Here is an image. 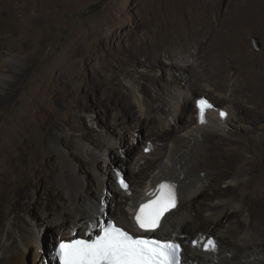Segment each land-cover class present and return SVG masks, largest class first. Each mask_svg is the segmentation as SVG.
Instances as JSON below:
<instances>
[{
	"label": "bare ground",
	"instance_id": "bare-ground-1",
	"mask_svg": "<svg viewBox=\"0 0 264 264\" xmlns=\"http://www.w3.org/2000/svg\"><path fill=\"white\" fill-rule=\"evenodd\" d=\"M23 1L5 0L13 11H28L29 1ZM122 2L133 15H157L156 23L134 30L124 13L111 10L87 31L73 32L61 57L44 58L17 104L15 90L30 76L28 68L17 59L0 67V110L16 104L18 113L0 127V141L16 142L17 128L51 188L39 196L24 189L10 173L9 161L2 157L8 148L0 142V264H29L32 250V264H58L53 243L78 233L86 237L110 219L135 235L188 239L183 241L181 264H264V159L248 158L246 164L237 145L245 140L255 154L264 145V133H258L264 130V50L258 55L247 52L248 34L258 33L264 40V0ZM0 12V24L6 23ZM4 33L1 46L8 53L19 52L22 32L18 36L14 27H7ZM109 46L118 50L115 56L106 52ZM130 57L137 60V72L128 68ZM173 69L182 77L169 73ZM153 71L170 82L164 90L146 81ZM204 82L216 91L230 89L234 99L248 103V109L239 116L235 106L224 101L226 96L218 95L230 112L214 103L207 122L201 123L196 102L202 97L195 95L192 104L191 96L196 94L192 86ZM70 106H76L84 126L93 129L87 136L77 137L79 125L66 119ZM221 110L227 113L225 118ZM46 111L54 120L44 132L36 121L45 126ZM192 112L194 122L186 120ZM101 116L103 122L98 121ZM96 124L106 134L96 133ZM249 124L246 133L242 127ZM174 130L176 134L168 135ZM236 134L241 136L234 138ZM122 148L125 152L120 153ZM75 154L89 171L81 172ZM112 155L130 166L133 181L128 190L118 182L122 171L114 167ZM161 184L177 187L176 206L154 232L141 233L133 217L140 205L159 197ZM254 189L258 191L253 202ZM41 198L53 202L52 212L42 214L47 227L57 231V242L54 235L50 242L43 238L36 229L38 217L29 214ZM202 199L207 200L204 206ZM101 205L102 213L97 211ZM210 234L217 245L214 251L190 245Z\"/></svg>",
	"mask_w": 264,
	"mask_h": 264
},
{
	"label": "rangeland",
	"instance_id": "rangeland-1",
	"mask_svg": "<svg viewBox=\"0 0 264 264\" xmlns=\"http://www.w3.org/2000/svg\"><path fill=\"white\" fill-rule=\"evenodd\" d=\"M24 1L22 2V4H24L26 1H29L30 3L29 10L28 11L25 9L15 10L16 11L15 13V11H13V8L8 7L6 5L5 0H0V11L4 12L3 17H5L6 19V23L0 24V67L1 66L6 67V65H8L12 60L17 59L21 61L23 68L25 69L28 68V72H29L28 76L30 75L29 77L26 78L27 80L22 84L20 83L15 90L14 96H15L16 104L19 103L25 91L28 89L29 86H31L33 80H35L36 75H38V70L41 64L43 63L44 58L48 56L49 57L52 56L53 59L57 57H61L65 52V50L69 48L70 37L73 32L78 31L80 29L87 31L90 25H92L95 21L101 19L103 16H106L111 10L116 15H120L124 13V15L129 19V23H128L129 26L134 30L140 28L145 29L149 26H152L157 21L156 19L157 15L155 14L153 18L151 16H148L149 18L148 17L143 18L141 15L142 13L140 14L135 13L133 15V13L129 11L128 5L123 3L122 0H26L25 2ZM6 10L9 11L10 16L8 15V12H6ZM0 14H2V12H0ZM134 18H138V20L141 21H136L134 20ZM7 27L8 28L14 27L15 35L19 36L20 31L22 32L20 34L22 35V39H19L20 45L17 44L20 50L17 53L15 52L8 53L6 49L3 46H1L2 42H5L4 31ZM85 41L90 42L91 38L86 36ZM263 50H264L263 38L258 33L248 34L247 52L252 55H258ZM117 51L118 50L115 49L114 47L111 46L106 47V52L109 53L111 56H115ZM103 55H105V53H103ZM128 64H129L128 68H130L132 71L137 72V69L140 70V68H138L137 60L135 58L130 57L128 59ZM173 72L174 74L176 73L178 77L180 78L182 77V75H180L179 70L173 69L169 71V73H173ZM152 73H153L152 75H148L150 80H146V81L153 88H156L157 90H164L166 88V85L168 83L170 84V82L167 80V77L165 76L163 77L162 76L163 74L161 75V72L153 71ZM192 90L196 91V94L194 92V95L191 96V100L192 98L194 100L195 95L196 97H205L212 103L217 104L219 109H227L229 112H230V106H228L229 104L226 103H230L233 104L235 108L239 111L240 113L239 116L241 115V113H245V111L249 107L248 103L238 99H234V97L231 95L230 89L222 92L216 91L214 90V87L212 85H208L207 83L204 82L200 86L196 85V88L195 86L194 87L192 86ZM218 95L226 96V99L224 100L226 101L225 104L220 102L221 99L217 98ZM193 100H192V104H193ZM60 101L63 102V99L60 98ZM16 104L11 105L3 110H0V127L3 124L7 122H11V120H15L17 118L18 113L16 111ZM195 116L196 114L192 112L190 116H186V120H190L192 118L193 120L192 122H194ZM44 118L46 119V120L44 119L45 126L40 124L39 121H36V125L39 129L46 132L48 128L51 126L54 120V116L51 115L48 111H46L44 113ZM98 118H100V120L98 119V121L103 122V116ZM66 119L73 124L79 125L78 126L79 129L76 130L75 132L77 137H79L80 135L87 136V133L93 131V129L89 128V126H84L85 124L81 119L80 111L76 106H70L67 109ZM41 122H43V120ZM236 124L239 123L236 122ZM249 126L252 125L250 124L248 126L244 125L242 127L243 131L246 133H250L248 130L245 129ZM16 129H15V132L17 134L16 142L8 141L6 143L4 140L0 141L2 142L1 144L4 145L3 147L7 146L8 148L6 149L7 154L2 152L3 154L2 157H4L6 160L9 161L10 173L13 175V177H16L17 180L23 184L24 189L29 188L33 195L39 196V194H41L42 191H46L47 188H50V185H48L47 183L46 174L41 170L40 164H36L35 166L32 149L28 145L27 141L24 139L25 137L20 136L19 132L16 131ZM65 129L69 131L70 127L66 125ZM94 131H96V133L103 132L104 134H106V132L104 130H101V127L97 124L94 127ZM172 133L176 134L175 130L169 132L168 135ZM258 133L259 134L264 133V130L260 129ZM257 134L254 133L253 135L256 136ZM240 136H241L240 134H236L234 138H239ZM246 142L247 141L245 140H241L237 144L241 148L244 158L243 161L245 163L247 162L248 158H252V157H256V158L258 157L264 159V145L258 148V151L255 154L251 150V148L249 149ZM158 143L159 142L156 143L152 142V145L154 146L162 145ZM74 146L75 145L72 146L71 152L75 153L76 148ZM46 147L48 150L50 149L49 146ZM145 147H149V145L146 144ZM121 152H125V149L122 148V151H120V153ZM117 153L119 152L115 151V154ZM73 157L75 158L77 165H79L80 167L82 166L80 169L81 172H85L84 168L88 169L87 163L77 154L73 155ZM112 161L114 163V167L119 168L120 171L125 170L128 173L130 178L129 182L130 184H132L133 178L130 177L128 171L130 168L129 164L125 163V161H122L121 158L119 159V157L117 156L113 157V155H112ZM80 163H82V165ZM102 166L106 167L107 164L102 162ZM88 174H90V177H88V179L91 182H93L92 181V179H94L93 175L91 173ZM121 175L124 176L123 174ZM257 191L258 189H254L252 192L251 200L253 202L256 200ZM201 202H202L201 206H204V204L207 203V200L202 199ZM49 207L53 209V202L50 200L46 201L41 198L40 202L36 203L33 208L35 209V211H31L29 212V214L31 213L30 215L34 216V218L36 219L38 217L37 220L39 227L37 226L36 229L37 231H40L41 234L44 233L42 237L47 238L48 242H50L51 240L50 236L52 237L54 235L57 236L55 239V241L57 242L59 240L57 231H55L53 228L49 229L51 227L48 226L49 227L48 228L46 223L43 221L44 213L42 214V212L43 211L48 213L52 212L51 208ZM106 209H108V206ZM32 212L34 213V215ZM29 214H27V218H29L30 216ZM42 225H44L45 227ZM46 227L47 229H49L48 232L46 230ZM76 235L80 236L79 233ZM153 235H157V234L153 233ZM209 236H213V235L210 234ZM179 241L182 244H184L185 242L183 243V241H188V239H184L182 241L179 240ZM44 242H46V239ZM53 247H54V243H53ZM33 255H34V250H32L28 256L29 264L33 263V258H34Z\"/></svg>",
	"mask_w": 264,
	"mask_h": 264
},
{
	"label": "snow or ice",
	"instance_id": "snow-or-ice-1",
	"mask_svg": "<svg viewBox=\"0 0 264 264\" xmlns=\"http://www.w3.org/2000/svg\"><path fill=\"white\" fill-rule=\"evenodd\" d=\"M197 103L200 122L205 123V109L212 108V105L205 100ZM226 115L225 112H220L221 117ZM119 183L127 190L128 185L123 179H120ZM160 191L159 198L140 205L133 217L135 226L141 233L154 232L160 227L164 214L176 206L175 194L170 185L161 184ZM97 211L102 213V205ZM97 227L98 231L84 234L87 238L82 236L59 241V264H180L181 248L174 241L134 236L110 221ZM193 246H197L196 241H193ZM203 247L206 251H214L217 245L209 239Z\"/></svg>",
	"mask_w": 264,
	"mask_h": 264
},
{
	"label": "water",
	"instance_id": "water-1",
	"mask_svg": "<svg viewBox=\"0 0 264 264\" xmlns=\"http://www.w3.org/2000/svg\"><path fill=\"white\" fill-rule=\"evenodd\" d=\"M213 105H214V103H212ZM216 107H218V106H216ZM122 174L124 175V177L129 181L130 180V178H129V175H128V173L124 170V171H122ZM57 246H58V242H57V244H54V247H55V250H57Z\"/></svg>",
	"mask_w": 264,
	"mask_h": 264
},
{
	"label": "trees",
	"instance_id": "trees-1",
	"mask_svg": "<svg viewBox=\"0 0 264 264\" xmlns=\"http://www.w3.org/2000/svg\"><path fill=\"white\" fill-rule=\"evenodd\" d=\"M125 180H126L127 182H129L126 178H125Z\"/></svg>",
	"mask_w": 264,
	"mask_h": 264
},
{
	"label": "clouds",
	"instance_id": "clouds-1",
	"mask_svg": "<svg viewBox=\"0 0 264 264\" xmlns=\"http://www.w3.org/2000/svg\"><path fill=\"white\" fill-rule=\"evenodd\" d=\"M211 102V101H210ZM212 103V102H211Z\"/></svg>",
	"mask_w": 264,
	"mask_h": 264
}]
</instances>
